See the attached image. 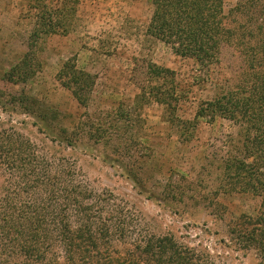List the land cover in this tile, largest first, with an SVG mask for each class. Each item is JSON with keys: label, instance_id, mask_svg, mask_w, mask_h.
<instances>
[{"label": "rangeland", "instance_id": "rangeland-1", "mask_svg": "<svg viewBox=\"0 0 264 264\" xmlns=\"http://www.w3.org/2000/svg\"><path fill=\"white\" fill-rule=\"evenodd\" d=\"M252 1L225 0V11L230 14L241 2L246 10L238 18L245 23L250 18L255 21V15L261 19L264 0L256 8ZM46 2L51 9L60 5L59 0ZM67 4L65 14L56 21L54 16L55 24L45 25L53 31L37 32L36 37L34 31L44 27L38 18L41 4L0 0V129L14 127L49 145L53 140L55 145L61 143L64 128L75 131L74 145L62 143V153L76 159L94 188L109 189L140 211L154 232H170L210 251L217 264H261L254 253L245 257L223 242L231 220L260 208V198L251 193L219 191L220 165L229 152H235L239 126L224 117H196L217 85L237 81L242 70L239 50L225 45L219 62L205 68L149 34L152 0H69ZM30 49L35 75L11 83L7 73ZM69 58L94 76L87 106L80 105L58 77ZM152 64L175 71L164 84L168 91L176 85L175 115L149 94L156 83L150 74ZM23 93L56 113V120L26 112L13 98ZM90 120L107 129L105 140L89 139ZM81 123L84 130L77 129ZM131 167L144 177L145 187L128 174ZM5 177L0 168V196Z\"/></svg>", "mask_w": 264, "mask_h": 264}, {"label": "trees", "instance_id": "trees-1", "mask_svg": "<svg viewBox=\"0 0 264 264\" xmlns=\"http://www.w3.org/2000/svg\"><path fill=\"white\" fill-rule=\"evenodd\" d=\"M68 1L59 0V7L51 9L46 0H37L44 27L34 36L53 31L45 25L55 24L54 16L56 21L65 14ZM152 4L148 32L169 43L177 55L209 68L219 62L225 45L240 52L237 81L217 85L196 117H224L239 126L235 152L220 165L219 191L251 193L260 198V208L231 220L223 242L245 257L254 253L264 264V17L255 15V21L245 23L238 18L245 5L239 2L227 14L225 0H152ZM252 4L256 8L260 1ZM33 60L30 49L7 73L8 80L25 82L33 77ZM150 74L156 83L149 94L175 115L176 85L171 91L164 85L175 71L152 64ZM58 77L80 105H88L95 85L91 73L69 58ZM141 90L145 93V86ZM13 98L26 112L56 120L57 114L42 109L36 98L25 93ZM94 124L86 123L89 139L105 140L107 129ZM77 129L85 128L81 123ZM74 133L64 128L61 143L55 145L53 140L49 145L14 127L0 129V168L6 175L0 196V264H217L210 251L170 232H154L129 202L109 189L94 188L76 159L62 153V143L74 145L78 138ZM128 174L145 187L141 173L131 167ZM18 257L21 263L15 260Z\"/></svg>", "mask_w": 264, "mask_h": 264}]
</instances>
